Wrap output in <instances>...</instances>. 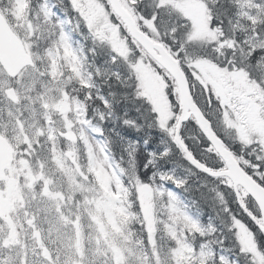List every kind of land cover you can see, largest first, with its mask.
<instances>
[{"label":"rangeland","instance_id":"rangeland-1","mask_svg":"<svg viewBox=\"0 0 264 264\" xmlns=\"http://www.w3.org/2000/svg\"><path fill=\"white\" fill-rule=\"evenodd\" d=\"M19 1L14 0L17 5H19ZM128 1L134 3V0ZM231 2L238 6L235 15V30L239 33L241 40L239 50L243 56L250 60L253 58L260 70L257 74L250 72L251 69L245 73L235 69L222 72L214 66L203 65L205 83L215 87V96L218 102L221 93L228 100L244 102L238 108L241 118H238L235 127L241 129L246 125V134L244 133L245 129L241 130L244 140L255 141V145L261 147L264 146V121L261 120V116H264V0H231ZM103 6L97 0H93L94 15L93 20H90L91 31L93 36L94 34L98 35L100 40H104L103 43L110 45L111 52H113L110 54L114 60H117L114 53L122 57L123 60L118 62L117 69L110 68V64L107 70H102L101 67L97 71L96 78L102 80L104 77L109 78L115 74L118 75L115 77L121 78L120 72L125 75L130 74L132 77L133 73L136 81L141 82V91L145 97L149 98L151 106L158 109L163 122L160 127L165 128L172 118L170 116L173 110L171 102L166 101L162 91L169 87L167 82L158 79L156 74L150 70V66L142 64L140 60L136 61L132 72L124 67L125 52L128 54L127 46L119 36L118 30L110 22L109 15ZM187 13L188 17L199 19L203 16V7H193ZM105 25L111 27L105 30ZM255 27H259V31ZM189 30L193 32L192 23L188 25V35L191 33ZM196 34L200 36L203 32L198 29ZM93 42L95 45L96 39H93ZM77 46L79 50H83L81 42L78 41ZM249 73L257 78L252 77ZM52 74L55 76L54 73ZM250 77H252V83L246 80ZM24 80H27V77H20L15 84L20 104L13 107L5 101L0 103V130L2 135L7 137L14 146H20L28 141L36 142L39 132L42 133L44 139L48 140L50 138L48 133L35 124L46 121L47 125L50 122L49 114L57 112L58 108L54 103L55 97L51 94L35 98V100L28 97V93L24 91ZM157 81L161 86L158 87ZM191 82L194 86L193 89H196L195 82L197 80L193 79ZM254 82L259 83L254 84ZM8 86L9 82H6L0 75V90ZM60 95L62 96V94ZM156 99L159 101L157 104H155ZM80 115L79 108L75 107L74 121H70V123L80 128L82 138L87 145L90 167L93 176L96 177L94 181L97 182L95 186L89 185L88 191L92 196L98 197V201L94 206L89 205L88 194L83 188L85 186H81L75 173L72 172L73 161L70 168L63 163L62 159H53V162L56 163L54 167L60 176L56 177L54 182L48 183L49 187L46 189L48 191H43L44 186L36 183L32 176L35 172L29 175L21 174L23 182L19 184L16 177L17 171L14 169L8 176L7 182L0 187V200L7 202L5 207H0V264H26L28 255L38 258L31 264H54V255L51 252H56L55 260H58L60 264H85L86 262L88 264H120L122 259L131 260L132 258H137L139 264H148L147 261L141 260L143 257L137 255L147 252L142 243L133 244L126 250L127 246L124 243L126 240L122 241L121 230L115 222V216L120 215L116 195V177L109 163L104 159L105 154L102 148H99L91 137V133L93 131L96 133V130L86 129ZM28 116L29 119H27ZM56 121H61L60 117L57 116ZM222 124L226 129L228 128L227 118L223 119ZM77 158L78 154L76 153L71 159L76 161ZM184 173L187 175L190 172L186 170ZM61 176L64 177L63 181L60 179L63 178ZM142 187L135 183L134 197L136 206L141 209V216L146 224L148 225L152 221L153 226H156L159 221L157 228L160 229L169 219V226L164 227L167 237H157V244H155L157 249L152 254L153 264H206L212 258V252L207 244L199 242L198 247L193 251L186 243L191 242L194 245L193 241H200V238H192L193 233L202 231L199 216L186 207V204L175 192V188ZM78 193L82 194L85 203H81V208H78L77 204L69 205L68 212L62 216L60 212L66 205L65 199L72 201L74 198H78L76 197ZM187 205L189 204L187 203ZM29 212L32 214L31 217L35 218L34 231L30 221L26 219V214ZM72 213L73 216H71ZM93 214L98 218L94 219ZM36 221H40L45 229H42V225L37 228L38 222ZM175 227L179 235L176 234ZM88 228L91 230H87ZM183 230L188 232V237L182 235ZM89 231L95 232L97 235L96 237L93 235L94 243L92 241L89 243L93 255L88 259L85 246L83 249H74L73 233L77 232L81 236L83 235V239L86 241L91 238V235L86 234ZM153 233L156 232L153 231ZM71 248L74 251L70 255ZM154 248L156 247L153 246L152 249ZM219 262L236 264L223 254L219 255Z\"/></svg>","mask_w":264,"mask_h":264},{"label":"trees","instance_id":"trees-1","mask_svg":"<svg viewBox=\"0 0 264 264\" xmlns=\"http://www.w3.org/2000/svg\"><path fill=\"white\" fill-rule=\"evenodd\" d=\"M189 1L193 2V0ZM150 2L151 0H142L144 6ZM153 3L154 5L152 8H143L138 12L133 10L131 13L135 18L138 28L143 33L149 36L152 34H154L156 37L158 36L159 41L162 42L164 46H166L171 56L178 61L182 71L188 79H190L189 77L191 73H197V68L194 69L193 63H198V61L201 60L199 57L204 56L207 50L210 55V59L207 61L217 64L218 69L220 67L223 71H230L235 68L241 71H247L250 69L248 67L250 63H248L247 60L244 61L240 56V53H238L235 49L227 46L228 44L232 43L231 40L234 30L231 24V17L235 13V7L227 0H222L217 6L211 8L210 12L205 18L202 29L208 33V35L205 36L207 38L200 41L197 39L190 41L188 36L186 35L185 37L184 35L182 39L177 38L175 43L169 42L171 40L168 38V36L163 37L161 31L162 27L166 24L169 9L163 6L162 0H155ZM161 11H165L166 14H160ZM158 16L162 18L159 19ZM219 44L222 45L221 50ZM141 55V60L143 62L149 61V58L143 52H141ZM221 57L224 58V61H222L223 64H220L219 66ZM111 90L116 95V106L113 112L115 119H113L109 125L111 131L113 130L111 137L112 153L116 158L121 160L128 159V161L131 162H129L130 166H132L135 172L140 175L142 183L153 185L154 183L161 182L162 179L167 178L168 172L173 167L172 162H174V160L161 157L158 154V149L155 150L157 153L150 152L152 147L153 149L156 148L154 134L157 141L159 140V142L160 137L157 133H154V130L153 132H147L145 129V124H142L144 121L137 122L134 120V118H132L134 111L136 110L133 104H130L128 101L126 103L125 110L128 114V117L126 116V112L121 110L126 99L130 96L133 97L134 90L136 91L135 95H140L136 81L132 79L131 82L125 87H121L120 85L116 84L115 89L111 88ZM169 96L174 101V105L176 106V94L174 89L169 92ZM193 96L195 98L194 100L196 104L200 107L206 119L211 121L212 128L216 132L215 122L217 105L215 98H213L212 90L209 87L206 88L199 97L198 94L194 93L193 89ZM132 102H134V98ZM121 119H127L129 123L132 124L130 126L134 128L132 130H127L122 125ZM187 127H189V130L193 132L196 139L195 141H192L190 139L189 133H184V141H187L185 145L192 155L198 159L202 158V163L209 164L211 167L219 168L217 163H215L216 160L211 149L208 146L207 148L203 147L204 140L198 135L196 128L191 125H188ZM136 129H138V132ZM218 135L225 146L230 148V144H228V142L220 134ZM201 148L204 151L201 150ZM124 150H126V153ZM120 152H122V154H119ZM244 157L247 161H253V159H255V157L251 154H247ZM225 198L227 200L226 203H219L220 200L218 198L214 199V196L207 191L204 196L201 195L202 201H199V204L202 208L205 207V214L213 212L218 215L219 219H222L220 213H223L227 217L234 218L232 215L235 214V211L240 213L238 205L234 199L235 197L232 193H230L229 195L225 196ZM228 205L231 208H229ZM232 218L228 219L223 224L219 223L218 219V221L213 224L215 230L213 237L216 238L220 244L217 246L214 245V250L221 247L224 248L231 242L230 239H234L233 233L235 226L234 219L232 220ZM137 229V225H133L131 228V230L134 232H137ZM212 263L218 264L216 263L215 259H213Z\"/></svg>","mask_w":264,"mask_h":264},{"label":"water","instance_id":"water-1","mask_svg":"<svg viewBox=\"0 0 264 264\" xmlns=\"http://www.w3.org/2000/svg\"><path fill=\"white\" fill-rule=\"evenodd\" d=\"M113 12L122 20L127 27L131 37L135 39L143 49L150 55L161 67H163L175 80L180 96L182 115L178 121L176 135L182 123L186 122L192 115L208 142L213 146L217 154L224 160L228 168V172L220 175L227 176L231 179L234 186H241L248 195L256 202L264 223V193L251 180H249L232 161L229 154L223 150L220 142L216 140L210 132L209 125L203 118L200 111L193 105L188 85L181 74L178 65L173 61L161 47L153 45L148 39L137 32L130 17L121 9L117 0H108ZM0 63L7 75L11 78L17 76L19 71L29 61L25 57L20 43L10 33L9 29L0 18ZM12 92H7L6 95L11 96ZM11 163V150L3 139L0 138V180L3 178V171L9 168ZM198 167V166H197ZM198 169L208 175H212L207 170L198 167Z\"/></svg>","mask_w":264,"mask_h":264},{"label":"snow or ice","instance_id":"snow-or-ice-1","mask_svg":"<svg viewBox=\"0 0 264 264\" xmlns=\"http://www.w3.org/2000/svg\"><path fill=\"white\" fill-rule=\"evenodd\" d=\"M186 123H187V125H191V126L195 127V125H194V123H193L192 121H188V122H186ZM185 143H187V141H185ZM208 143H210V142H208V141H204V142H203V147H204V148H207ZM146 146H147V145H146ZM257 164L259 165L258 170H259V171H264V161H257ZM261 183H264V181H261Z\"/></svg>","mask_w":264,"mask_h":264},{"label":"bare ground","instance_id":"bare-ground-1","mask_svg":"<svg viewBox=\"0 0 264 264\" xmlns=\"http://www.w3.org/2000/svg\"><path fill=\"white\" fill-rule=\"evenodd\" d=\"M261 55V54H260ZM250 72H254L255 74H257L260 70V67L258 66L257 62L252 58L251 62H250ZM252 77L253 76L251 73H249ZM123 106H126V104H123Z\"/></svg>","mask_w":264,"mask_h":264}]
</instances>
